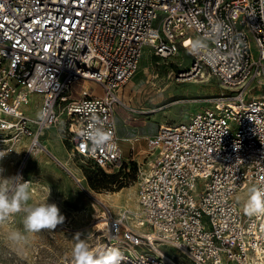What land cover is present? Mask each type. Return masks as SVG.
I'll return each instance as SVG.
<instances>
[{
    "label": "built area",
    "instance_id": "1",
    "mask_svg": "<svg viewBox=\"0 0 264 264\" xmlns=\"http://www.w3.org/2000/svg\"><path fill=\"white\" fill-rule=\"evenodd\" d=\"M181 51L191 64L178 80H214L223 92L193 100L201 106L185 123L122 139L120 108L151 113L122 98L144 58ZM34 95L38 118L22 110ZM93 127L108 133L100 147ZM50 129L71 160L107 172L135 164L139 208L104 212L94 257L116 248L121 264H264V213L244 210L249 188L264 189V0H0L2 175L18 154L8 175L34 186L23 162L49 152Z\"/></svg>",
    "mask_w": 264,
    "mask_h": 264
},
{
    "label": "rangeland",
    "instance_id": "2",
    "mask_svg": "<svg viewBox=\"0 0 264 264\" xmlns=\"http://www.w3.org/2000/svg\"><path fill=\"white\" fill-rule=\"evenodd\" d=\"M190 64L191 58L184 51L178 57L166 61L154 58L148 62L144 58L139 74L125 87L122 98L130 109L151 113L141 116L131 114L132 111L127 108L118 110L121 136L128 139L137 136L136 127L142 136L155 134L160 124L185 123L201 106V103H193V100L223 92L214 80H178L179 73L186 71ZM30 98V105L22 107V110L32 118H38L41 97L34 95ZM59 134L57 129L48 130L42 140L49 152L25 159L23 165L24 173L35 183L32 186V202L46 200L49 195L47 189L50 188L48 202L57 204L65 218L64 223L55 229L42 230L22 251L11 249L0 239V264H76L73 256L75 245L79 241L85 242L88 248L95 244L101 234L95 224L102 222L104 212L118 214L124 209H134L127 206L124 200L121 201L122 208L115 206L112 193L123 190V196L128 191L138 194L135 164L128 162L121 169L107 172L90 162L84 163L78 158L71 160ZM126 143L125 155L128 158L130 144ZM138 143L143 156L145 141L141 138ZM49 154L60 158L62 163L66 161V169ZM20 158L16 154L5 162L8 174L19 166ZM12 160L14 164L10 163ZM110 180L114 182L109 183ZM246 196L242 197L246 200ZM22 215L11 217L0 231H6L10 226L22 228Z\"/></svg>",
    "mask_w": 264,
    "mask_h": 264
},
{
    "label": "clouds",
    "instance_id": "3",
    "mask_svg": "<svg viewBox=\"0 0 264 264\" xmlns=\"http://www.w3.org/2000/svg\"><path fill=\"white\" fill-rule=\"evenodd\" d=\"M221 23L216 22L211 33L219 35ZM195 43V42H194ZM93 141L94 148L100 147L108 139V133L102 128L93 127L88 133ZM3 156H0L2 158ZM0 169V229L6 225L11 217L22 215L21 227H8L0 231V239L16 251H22L30 245L36 235L44 229H55L64 223V216L55 203H49L50 188L47 189L48 197L42 202H32V182L24 181L21 175L4 177ZM249 198L244 210L249 215L264 213V189L255 186L249 188ZM73 256L78 264H121L123 259L119 249L111 248L96 255L88 250L85 242L79 241L74 249Z\"/></svg>",
    "mask_w": 264,
    "mask_h": 264
},
{
    "label": "bare ground",
    "instance_id": "4",
    "mask_svg": "<svg viewBox=\"0 0 264 264\" xmlns=\"http://www.w3.org/2000/svg\"><path fill=\"white\" fill-rule=\"evenodd\" d=\"M195 82V81H194ZM36 195V194H35ZM112 197H114V201H115V206H117L118 208H122V203L121 201H125V203L127 204V206H129L130 208L133 207L134 209L132 210H137L139 208L138 205V196L136 193L134 192H130L128 191L124 196H123V190L122 191H118V192H114L112 193ZM99 221V220H98ZM100 222V221H99ZM94 224V223H93ZM99 225L101 227H106V223L105 224H101L99 223Z\"/></svg>",
    "mask_w": 264,
    "mask_h": 264
},
{
    "label": "crops",
    "instance_id": "5",
    "mask_svg": "<svg viewBox=\"0 0 264 264\" xmlns=\"http://www.w3.org/2000/svg\"><path fill=\"white\" fill-rule=\"evenodd\" d=\"M132 83V82H131ZM122 108H120L119 110H121ZM119 113H118V111H117V121H118V119H119ZM118 134H119V124H118ZM135 135H140L139 134V132L137 131V127L135 128ZM154 135V134H153ZM153 135H140V137H145V136H153ZM119 136L122 138V139H126V138H128V137H126V136H121L120 134H119ZM126 141H122V143H121V147H122V150H123V152H124V155H125V153H126V149H127V147H126ZM140 146V144L139 143H137V148H138V150H140L139 147ZM130 148V147H129ZM130 150V149H129ZM130 154V153H129ZM125 157H126V155H125ZM59 160H60V158H58ZM61 162H62V160H60ZM63 163H66V161L65 162H63Z\"/></svg>",
    "mask_w": 264,
    "mask_h": 264
},
{
    "label": "trees",
    "instance_id": "6",
    "mask_svg": "<svg viewBox=\"0 0 264 264\" xmlns=\"http://www.w3.org/2000/svg\"><path fill=\"white\" fill-rule=\"evenodd\" d=\"M98 169H99V168H98ZM108 178H110V176H109ZM113 182H114V180H112V181L110 180V182H109V183H113Z\"/></svg>",
    "mask_w": 264,
    "mask_h": 264
}]
</instances>
